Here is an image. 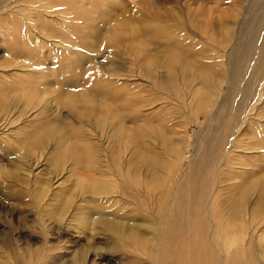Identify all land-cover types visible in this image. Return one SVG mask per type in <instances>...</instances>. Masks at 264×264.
Masks as SVG:
<instances>
[{
	"label": "rangeland",
	"instance_id": "1",
	"mask_svg": "<svg viewBox=\"0 0 264 264\" xmlns=\"http://www.w3.org/2000/svg\"><path fill=\"white\" fill-rule=\"evenodd\" d=\"M12 4L0 264H203L209 242L223 257L205 264H264V0H63L26 18Z\"/></svg>",
	"mask_w": 264,
	"mask_h": 264
},
{
	"label": "bare ground",
	"instance_id": "2",
	"mask_svg": "<svg viewBox=\"0 0 264 264\" xmlns=\"http://www.w3.org/2000/svg\"><path fill=\"white\" fill-rule=\"evenodd\" d=\"M63 0H0V17L1 16H3V14L5 13L4 12V9L6 8V7H9L10 6V4L11 3H13L12 5H17L16 3L17 2H19L20 4H19V6H17V8H19L21 11H25V13L23 14V18H26V17H29V16H31V12H33V9H35V10H37L40 14H44V13H46V12H43V11H49V10H51V8H53V7H55V8H58V6H57V4L56 3H60V2H62ZM42 11H41V10ZM58 10H59V13L61 14V9L60 8H58ZM157 11V10H156ZM156 11H155V13H154V18H155V16H156V18H157V16H158V12L156 13ZM42 12V13H41ZM48 15V14H47ZM35 16V15H34ZM155 18V19H156ZM2 19V18H1ZM36 19V18H35ZM57 20H59V22L61 21V23H64V21L62 20V19H57ZM116 20H118V19H116ZM167 20V19H166ZM25 21V20H24ZM27 21V20H26ZM25 21V22H26ZM39 22H40V20H39ZM48 24H49V22H47ZM58 23V22H57ZM39 24V23H38ZM42 24L43 25H45V22L43 21L42 22ZM47 24V25H48ZM115 24H117V23H115ZM176 24V23H175ZM46 25V26H47ZM34 25H31L30 23H28V21L26 22V26H24L26 29L25 30H27L28 32V34H30V32H34V27H33ZM36 26V25H35ZM49 26V25H48ZM60 27H61V25H60ZM176 28V27H175ZM51 29V28H50ZM47 30H48V27H47ZM45 32H47V34L49 33L48 31H45ZM54 31H52V33H53ZM3 33H5V26L4 25H2V26H0V34H3ZM35 33H37V32H35ZM5 34H7V33H5ZM47 34H44V30H43V35H41V34H39V36H41L42 37V39L43 40H47ZM31 35V34H30ZM38 35V34H37ZM53 36V35H52ZM63 36H65V35H63ZM27 37V36H26ZM25 37V38H26ZM29 37V36H28ZM27 37V38H28ZM37 37V36H36ZM10 38V37H9ZM23 39L22 40V43H25V41L27 40V39ZM29 38H31V37H29ZM59 38V37H58ZM4 39L9 43V45H10V49H9V54H10V57L15 61V60H19V53L20 52H22V50H23V48H22V46H20V45H18V40L17 39H11V40H9L8 39V37H4ZM62 39V38H61ZM48 41V40H47ZM33 43H34V41H33ZM36 45H37V47H36ZM32 46H35V47H27L25 50L30 54V57L29 58H31V56H32V58H35V56L37 55V53L39 52V48H38V46H40V45H38V42L36 43V44H34V45H32ZM128 47H126V49H127ZM117 49V48H116ZM119 49H120V47H119ZM117 51H120V50H117ZM116 51V52H117ZM123 52V51H122ZM122 52L120 53L121 55H122ZM128 52V51H127ZM124 53V52H123ZM30 61H31V59H30ZM32 65V64H31ZM17 66H19V64H16L15 66H13V68H16ZM10 68V67H9ZM12 68V67H11ZM9 70V69H8ZM8 70H6V69H1L0 68V71L2 72H6V71H8ZM170 73V72H169ZM168 73V74H169ZM5 75V74H4ZM7 75L9 76L10 75V73L8 74L7 73ZM110 75V74H109ZM113 75V74H112ZM11 76V75H10ZM118 76H120V74L118 75ZM114 77V76H113ZM172 77V76H171ZM6 78H7V76H6ZM6 78L5 77H3V74H1L0 73V82H4V81H6ZM9 78V77H8ZM8 78H7V80H8ZM152 78L154 79V78H156V77H154V76H152ZM163 78V77H162ZM166 78H168V77H166ZM106 78L104 77V80H105ZM114 79V78H113ZM154 80H157V78L156 79H154ZM170 80H171V78L169 79V82H170ZM106 81V80H105ZM161 81V80H160ZM159 81V82H160ZM167 81V80H166ZM177 81V80H176ZM161 83V82H160ZM178 83V82H177ZM162 84V83H161ZM164 84V83H163ZM120 85V84H119ZM127 85V84H126ZM172 85H173V83H172ZM176 85V84H175ZM107 86H109V85H107ZM107 86H106V88L103 90V92L104 93H110L111 92V89L110 88H107ZM120 87H121V85H120ZM132 87V86H131ZM154 87V86H153ZM152 87V88H153ZM121 88H124L125 89V86L123 85V87H121ZM161 88H163V89H165V87L163 86V85H161ZM123 90V89H122ZM131 90V89H130ZM130 90H127V91H130ZM162 90V89H161ZM123 92L124 93H121V92H117L116 93V95L120 98V99H122V100H124L125 98L127 99V98H130V96H131V93H128V92H126V91H124L123 90ZM134 92V91H133ZM137 93V92H136ZM136 93H135V96H136ZM115 94V93H114ZM135 96H133V101H134V98H135ZM137 97V100H136V102H139L138 100V96H136ZM145 99H143L142 101H144ZM124 101H127V100H124ZM128 102V101H127ZM135 102V103H136ZM135 103H134V108H135ZM198 107H200V105H198ZM0 109H3V107H0ZM135 110H136V108H135ZM145 119L147 120V118L145 117ZM255 120V119H254ZM140 129V128H139ZM139 129H136V130H139ZM36 131L38 130V129H35ZM39 131V130H38ZM136 133H137V131H136ZM135 137V136H134ZM44 144V141H42L41 143H40V145H43ZM254 148V147H253ZM261 152V151H260ZM140 156H142L145 160H147V161H149V154H139ZM91 159V158H90ZM97 164H96V160H94V162H93V164H91V166L92 167H94V166H96ZM148 169V168H147ZM135 178H136V176H135ZM129 179V178H128ZM134 179V178H133ZM130 180V179H129ZM137 181V179L134 181L135 183H137L136 182ZM127 182V181H126ZM131 182H132V180H131ZM133 182V183H134ZM139 182V181H138ZM129 183V182H128ZM139 185V184H138ZM136 186V185H135ZM88 189L89 190H92V187H88ZM214 196H216L217 197V195H214ZM260 196L261 197H263L264 196V190L262 191V193L260 194ZM213 197V196H212ZM216 197H213V199L212 200H215L216 199ZM215 198V199H214ZM220 198V197H219ZM231 197H229L228 199H226V200H229ZM263 201V200H262ZM214 212H216V211H214ZM213 212V213H214ZM212 213V212H211ZM211 215V214H210ZM214 215H216V217H218V214H217V212H216V214H214ZM212 217V216H211ZM214 218V217H213ZM99 219V221L98 222H102V221H104V219H101V217L100 218H98ZM211 221H213V219H211ZM96 222H97V219H96ZM214 222V221H213ZM212 223V222H211ZM226 224H227V226L228 227H230L231 225H229V224H231V222L230 221H227L226 222ZM221 225H224V224H221ZM110 227H111V225H110ZM232 227V226H231ZM230 227V228H231ZM112 228H113V230L114 231H116L117 233H119L121 236H126V235H123L122 233H121V231L123 232V228L122 227H120V223H114L113 225H112ZM235 228V227H234ZM233 228V229H234ZM210 229V228H209ZM121 230V231H120ZM212 232H215V234L217 235L218 233H217V230H216V225H213V228H211V230H210V232H209V234L210 235H212ZM128 236V235H127ZM227 245H230V244H227ZM209 246H210V248L209 247H207V246H196L195 247V253H196V256L198 257V260L201 262V263H203V264H205L207 261L208 262H213V261H218V259H219V261H220V259L223 257V255H221V253H219L218 252V259L216 258V256H215V254H216V249H215V246H214V244H213V242L212 243H210L209 242ZM249 246V245H248ZM230 248H232V247H230ZM230 248H228V249H230ZM251 250V249H250ZM247 252H248V250H247ZM250 253H252V252H250ZM209 256H208V255ZM227 255L231 258V260H232V262H231V264H242V262H241V259H240V257H238L236 254H235V251H233V250H231V251H228V253H227ZM250 256V258H251V254H248V257ZM242 257V256H241ZM243 258H244V256H243ZM243 260V259H242ZM163 261H165L166 262V259H164ZM252 261V260H251ZM250 262V261H249ZM226 262H224V263H222V264H225ZM256 264H263V263H260V262H258L257 261V263Z\"/></svg>",
	"mask_w": 264,
	"mask_h": 264
}]
</instances>
